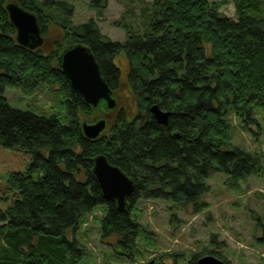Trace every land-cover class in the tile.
Listing matches in <instances>:
<instances>
[{
    "label": "trees",
    "instance_id": "1",
    "mask_svg": "<svg viewBox=\"0 0 264 264\" xmlns=\"http://www.w3.org/2000/svg\"><path fill=\"white\" fill-rule=\"evenodd\" d=\"M16 1L36 14L43 35L55 27L61 39L50 52L19 46L7 0H0V145L31 155L29 172H14L8 181L13 201L0 210V264H76L83 250L68 234L75 235L97 206L105 208L102 239H113L118 254L133 257L139 200H173L199 212L207 207L202 198L212 175L225 174L226 185L235 186L263 174L264 155L234 144L231 119L257 123L255 110L264 109V0H233L236 19L221 11L227 0H152L141 24L121 25L124 42L106 38L94 20L74 25L73 6L65 0ZM101 1L104 9L108 0L93 4ZM76 43L91 49L114 93L123 84L115 58L125 55V84L137 104L131 118L117 103L111 135L94 141L84 136L82 123L95 110L72 93L58 63ZM42 84L61 87L68 123L10 105L7 88ZM155 104L172 113L168 125L154 119ZM99 154L134 180L126 211L102 196L92 172ZM32 172L42 174L35 179ZM257 226L264 244V222ZM200 257L193 255L188 264Z\"/></svg>",
    "mask_w": 264,
    "mask_h": 264
},
{
    "label": "rangeland",
    "instance_id": "2",
    "mask_svg": "<svg viewBox=\"0 0 264 264\" xmlns=\"http://www.w3.org/2000/svg\"><path fill=\"white\" fill-rule=\"evenodd\" d=\"M65 1L73 6L70 19L74 25L94 20L106 38L124 42L126 33L121 25L130 22L141 24L143 9L152 0H108L104 9L101 8L102 1L98 4H93L94 0ZM210 1L221 3L226 0ZM227 1L221 11L236 19L233 0ZM43 36L45 45L41 50L46 52L53 51L55 41L61 39V33L55 27ZM115 63L120 69L123 84L121 91L114 93V98L119 108L126 106L128 115L133 118L137 115V104L134 98L130 99L125 84L128 59L120 54ZM61 91L58 84H42L33 90L7 88L6 97L14 108L47 118L56 117L66 124L70 119ZM118 110H113L111 118L117 115ZM234 117L231 119L234 144L248 152L264 155V109L255 110L257 123L241 124ZM85 119L87 117L83 121ZM256 124H259V129ZM30 163L29 153L0 145V210L6 209L13 201V193L7 190L10 175L14 172L28 173ZM41 174L32 172L35 179ZM226 179L225 174L210 177L209 191L202 198L207 207L199 212L173 200H139L133 214L140 224V236L133 249V257L118 254L111 243L113 239H102L100 219L105 208L97 206L82 218L80 230L75 235L68 234L69 239H76L83 250L76 264H134L152 259L163 260L167 264H188L195 254L221 257L226 264H264L263 232L257 226L259 221L264 222V172L260 176L252 175L235 186L226 185Z\"/></svg>",
    "mask_w": 264,
    "mask_h": 264
},
{
    "label": "water",
    "instance_id": "3",
    "mask_svg": "<svg viewBox=\"0 0 264 264\" xmlns=\"http://www.w3.org/2000/svg\"><path fill=\"white\" fill-rule=\"evenodd\" d=\"M6 11L16 31L18 45L30 51L42 49L45 38L36 14L21 7L16 0H7ZM58 63L72 93L79 96L86 105L95 109L105 103L109 111L116 109L114 92L103 78L101 67L88 46L76 43L66 47L58 57ZM150 111L158 124L168 125L172 114L170 111H164L157 104ZM106 126V118L94 123L84 121L82 131L87 139L94 141L101 137ZM93 161L92 172L103 198L115 202L120 211H126L129 208L128 199L135 189L134 180L119 167L112 165L104 154L97 155ZM197 264L226 263L214 255H205L198 259Z\"/></svg>",
    "mask_w": 264,
    "mask_h": 264
},
{
    "label": "flooded vegetation",
    "instance_id": "4",
    "mask_svg": "<svg viewBox=\"0 0 264 264\" xmlns=\"http://www.w3.org/2000/svg\"><path fill=\"white\" fill-rule=\"evenodd\" d=\"M103 106L104 107H101V105H99L97 108L94 109L95 110L94 116H90V117H87V119H85V121H87L89 123H94V122H98V121L106 118L107 126H106L105 131L102 133L101 138L108 137V136L111 135L112 126L114 124V120H115V117H116L115 116V117L111 118L112 117V115H111L112 112L109 111L108 108L105 107V105H103ZM107 117H109V118H107ZM109 119H112V120H109ZM140 125L144 127L147 124L140 123Z\"/></svg>",
    "mask_w": 264,
    "mask_h": 264
}]
</instances>
